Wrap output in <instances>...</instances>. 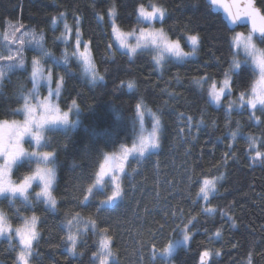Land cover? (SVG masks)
Instances as JSON below:
<instances>
[{"label": "trees", "instance_id": "1", "mask_svg": "<svg viewBox=\"0 0 264 264\" xmlns=\"http://www.w3.org/2000/svg\"><path fill=\"white\" fill-rule=\"evenodd\" d=\"M256 3L264 14V0ZM139 4L163 7L165 16L154 25L163 28L171 39L179 38L185 48L186 37L197 35V57L181 62L167 57L157 66L149 52L131 59L117 48L109 49V8H115L120 29L131 32L142 25L137 23ZM61 13L73 28L79 17L82 40L91 42L98 80L88 78L70 51L67 65H53L51 59L47 61L51 66L45 63L54 79L63 77L58 105L69 112L70 119L67 128L46 130L39 149L54 153L53 196L57 207L52 209L37 201L35 192L39 189L35 187L27 202L0 197V212L12 228L20 226L25 218L37 217L38 236L29 264H92L104 228L113 241L115 264H154L152 245L156 244L159 251L174 235L176 225L192 217L191 239L176 248L169 258L171 264H198L204 250L220 252L213 255L211 264H248L249 255L252 264H264V163L253 162L248 149L249 136L264 141V114L256 112L260 117L257 123L250 119L247 107H215L208 101L206 85L201 88L195 83L202 76L223 79L234 58L233 34L247 29L230 30L206 0H0V39L9 24H22L42 34L45 49L59 58L64 51L57 39L63 31ZM100 16L104 19H98ZM53 17L57 18L56 25L52 24ZM34 54L27 49L28 57ZM232 80L234 95L248 92L254 81L253 70L241 65ZM129 81L135 83L132 90L127 87ZM25 96L29 103L34 101L29 68L6 72L0 78V121H23L24 114L17 110L23 107ZM140 102L147 117L150 109L160 118L159 148L142 159L129 160L122 173V196L115 204L97 212L102 199L97 196L82 206L85 190L103 157L119 153L122 144L131 147L137 139L136 105ZM188 117L192 118L190 131ZM237 129L233 140L231 133ZM258 147L264 151V146ZM26 148L32 150L28 143ZM35 167L34 161H20L12 170L13 181L19 182ZM213 176L222 179L210 197L217 211L207 215L201 211L204 202L197 192L200 180ZM222 211L227 216L222 217ZM77 214L81 228L84 221L94 219L97 229L80 235L76 254L72 255L67 220ZM217 229L221 232L218 238L213 235ZM72 230L76 232L77 228ZM19 250L14 240L0 239V263L17 264ZM155 264L167 261L158 256Z\"/></svg>", "mask_w": 264, "mask_h": 264}, {"label": "snow or ice", "instance_id": "2", "mask_svg": "<svg viewBox=\"0 0 264 264\" xmlns=\"http://www.w3.org/2000/svg\"><path fill=\"white\" fill-rule=\"evenodd\" d=\"M209 4L213 7L222 8L226 14L227 20L232 25L248 23L251 25L249 34L245 37L242 33L236 32L232 37L231 47L235 49L234 58L228 71L224 73L222 80H212L208 76H202L195 80L198 87L203 88L205 84L207 87L208 101L212 104L219 106L222 102V98H226L232 94L233 80L232 76L239 73L241 68V61L236 59L239 54V50L242 48L245 56L244 63H250L253 66V76L256 77L253 83L250 85V92L241 91L239 93L238 101L229 100L228 108L231 110L237 103L241 108L247 107L251 110L250 119H255L257 123L260 122V117L256 116V112L264 114V48H258L254 42V38L259 43L264 44V14L260 9L254 6V0H208ZM233 8L236 9L233 12ZM137 23L147 25L139 28L137 35L136 29L131 32H124L120 29L119 25L115 21V8L111 7L108 10V18L111 21V42L108 45L109 49L117 48L124 52L130 58L137 54L138 49L151 48L155 50L153 59L157 66L167 57H173L177 61H183L189 56L193 55L199 37L197 35L187 36V42L191 46L190 52H185L181 46L180 39H170L168 34L161 29L152 28V22L154 20H162L165 16V9L157 4H151L150 7H145L143 4H139L136 8ZM64 16L63 13L60 14ZM98 19H104L103 16ZM259 21V27H258ZM52 24H57V18L53 17ZM23 25L13 26L9 24L8 30L3 34L0 39V78H2L6 72H12L16 68H25L24 51L25 46L34 43L38 55L34 56L31 61L30 78L33 84V91L43 81L48 85L49 92L48 97L44 99L41 104L33 106L29 103V98L24 97V105L18 112L24 114V119L20 121L8 120L0 121V197L6 199L22 198L25 202L28 201L30 190L34 187L39 190L35 192L37 201H42L46 205H50L52 209L57 207V201L53 196L54 185L56 182V164L54 153L51 151H26L22 146L25 137H31L35 141L37 148L41 142V129L45 124H63L68 125L69 112L60 113V109L55 105L49 103L50 98L58 96L60 94L61 87L63 85V77H59L53 80L52 69H47V75H45V68L43 61L51 59L53 65L63 63L65 65L69 62V51L71 57L76 59L79 64L82 65L83 70L88 73L93 79L96 78L95 64L92 60V53L90 48V41L82 40V34L80 30L79 17L75 20V27L73 28L67 22L64 23L63 31L60 36L57 37L64 45V51L61 57L56 58L50 51L45 49L43 41L44 37L41 34L36 36L35 32H29L26 29L22 31ZM17 33H20L17 36ZM74 33V37H73ZM130 38H135V43L131 42ZM15 45V47H13ZM6 50V51H5ZM103 79V77H100ZM210 81V82H209ZM55 83V88H52ZM129 90L135 87L133 81L127 83ZM76 102L73 101V106ZM38 107H43L48 113L47 116H41L36 118L35 113ZM52 113H56L53 115ZM148 115L151 116L152 125L151 131L145 134V110L142 102L136 105V119L139 121V135L137 139L132 143L131 147L121 145V154L118 157L112 155H105L103 162L99 164L98 171L94 173V178L90 181V186L85 190L83 200L80 202L82 206H87L89 202L97 196L102 197L97 207V212L112 206L122 196V173H124V162L132 159H142L146 153L150 150L158 149L160 146V135L162 132V126L160 118L157 114L152 113L150 109L147 110ZM202 124L203 121L201 120ZM135 124V122H134ZM7 126L8 136L7 141L3 134V130ZM187 126L189 131L192 126V118H187ZM237 131L231 133V138L234 140ZM258 145L264 146V141H258L256 138L248 137V149L250 153V159L260 161L264 163V151H261ZM22 159H28L29 161H35L36 167L34 171L24 175L19 182H13L10 178V173L13 166ZM113 159L118 160V163L113 166L110 161ZM222 176H213L211 178L205 177L199 182V189L197 197L203 202L201 211L207 215L214 214L217 209L211 206L210 197L216 192V183ZM221 216H227L226 212H221ZM231 217L228 220L231 221ZM81 217L76 216L67 220L68 235L67 240L69 242V253L76 254L77 241L80 235L91 229L95 233L97 224L94 219H89L83 222L81 228L78 222ZM195 217H192L184 224H177L173 229L174 235L169 238L167 244H165L159 251H157L156 244L152 245L153 261L154 264L157 261L158 256H162L167 261V264H171L170 257L175 252L176 248L180 245H187L191 239V226ZM37 217L33 215L31 218H25L23 223L12 228L6 215L0 212V236H7L11 241L17 239L19 241V253L16 257L17 264H29V257L33 247V242L37 239L38 233L36 231ZM77 228L76 232H73V227ZM235 226L233 222V227ZM14 231L15 236L11 233ZM220 229H217L213 234L215 237H220ZM180 238H176V237ZM155 239V238H154ZM112 238L108 235V229H101L100 235L97 241V250L93 253L92 264H115V255L112 250ZM213 255L219 256L220 252L213 253L210 250H204L200 253L198 264H211ZM248 264H252L251 255H249Z\"/></svg>", "mask_w": 264, "mask_h": 264}, {"label": "rangeland", "instance_id": "3", "mask_svg": "<svg viewBox=\"0 0 264 264\" xmlns=\"http://www.w3.org/2000/svg\"><path fill=\"white\" fill-rule=\"evenodd\" d=\"M145 7H150V6H145ZM61 21H62V23H63V26H64V23H65V20H64V17H61ZM162 20H159V19H157V20H154L153 22H152V28H154V29H161V27H158V26H156V25H154L155 24V22H161ZM111 22V21H110ZM11 25H13V26H19L20 24H11ZM9 26V25H8ZM8 26H7V29L6 30H8ZM142 26H147V25H145V24H142L141 25V27ZM23 30H25V28H23L22 29V31ZM27 31H29V32H33V31H31V30H28V29H26ZM123 31V30H122ZM137 31V35H138V33H139V30L137 29L136 30ZM124 32H129V31H124ZM238 32V31H237ZM236 33V32H235ZM235 33L233 34V36L235 35ZM239 33H242L243 34V36H247L248 34H249V32H245V31H239ZM36 34V33H35ZM20 35V33H17V36H19ZM36 36L37 37H39L40 35H37L36 34ZM73 36H74V33H73ZM170 38V37H169ZM131 39V42L132 43H135V38H130ZM171 39V38H170ZM254 42L256 43V45H257V47L258 48H264V45H262L261 43H259V41L257 40V39H255L254 38ZM186 45H187V47L185 48L184 47V45L181 43V46H182V48H183V50L185 51V52H190L191 51V46H190V44H188V42H187V37H186ZM13 47H15V45H13ZM198 48H199V40H198V44H197V47H196V50H195V52H194V54L193 55H191V56H189L188 58H186L185 60H183V61H186V60H192V59H195L196 57H197V55H198ZM27 49H31L33 52H35V54L34 55H32V57H28L27 56ZM6 51V50H5ZM236 51V50H235ZM140 52H149V53H151L153 56L156 54L155 53V50H153V49H151V48H148V49H138L137 50V54L138 53H140ZM24 59H25V66L26 67H28L29 68V71L31 72V61H32V59L34 58V56H36V55H38V50H37V48H36V46H35V44L34 43H32V44H28V45H26L25 46V51H24ZM136 55H134V56H132L131 57V59L132 58H134ZM129 57V56H128ZM60 58V57H59ZM58 58V59H59ZM130 58V57H129ZM172 59H174V60H176L175 58H173V57H171ZM236 59H238V60H240L241 61V65H247V66H249L252 70H253V66L250 64V63H244V60H245V56H244V52H243V49L241 48L240 50H239V54L236 56ZM49 59H46V60H44L43 61V66H44V68H45V75H47V69H49V67L45 64V63H47V61H48ZM177 61V60H176ZM179 62H181V61H179ZM0 63H6V62H0ZM49 66H51L49 63H47ZM60 64H63V63H60ZM29 65V66H28ZM96 71V70H95ZM85 72V71H84ZM85 74L88 76V78H90L91 80H93V81H97L98 80V75H96V78L95 79H93L88 73H86L85 72ZM97 74V73H96ZM254 79H256V77L254 76ZM53 80L55 81V79H54V76H53ZM215 80V79H214ZM222 80V79H221ZM217 81H220V80H217ZM206 86H205V88H206V90H207V87H208V84H205ZM52 88L54 89L55 88V83H53V85H52ZM61 91V90H60ZM48 92H49V88H48V85L45 83V82H41L38 86H37V88L35 89V91H33V93H34V101L33 102H31L30 104L31 105H33V106H36V105H38V104H41L43 101H44V99L46 98V97H48ZM248 92H250V90L248 91ZM60 95V94H59ZM59 95L58 96H54V97H52V98H50V100H49V103L50 104H52V105H55L56 107H58L59 109H60V107H59V105H58V98H59ZM206 95H207V92H206ZM238 97H239V95H234L233 93L230 95V96H227L226 98H222V102H221V104L219 105V106H217V105H215V104H212L213 106H215V107H220V106H224V107H226L227 109H229L228 108V102H229V100H232V101H238ZM208 98V97H207ZM246 107V106H245ZM244 108V107H243ZM240 109H242L241 108V106H240V104L239 103H237V104H235L234 106H233V108H232V110H240ZM251 111V110H250ZM60 113L62 114L63 113V111L60 109ZM53 115H56V113H52ZM48 115V113L44 110V108L43 107H38L37 108V110H36V113H35V116H36V118L37 119H39L41 116H47ZM146 119H149L150 120V122L149 123H146L145 122V125H144V127H145V134H147V132H149V131H151V125H152V119H151V117L149 116V117H147L146 115H145V121H146ZM69 121H70V119H69ZM22 122V121H21ZM70 125V123L68 124V125H63V124H60V123H57V124H45L43 127H42V129H41V142H40V146H39V148H37L36 147V145H35V141H33L32 139H31V137H25V139H24V142H23V144H22V146L25 148V150L26 151H32V150H38L39 151V149H40V147H42L43 146V142H44V133H45V131L46 130H48V129H52V128H67L68 126ZM149 125V126H148ZM8 128H7V126H5V128H4V130H3V134H4V136H5V140L7 141V136H8ZM27 143L30 145V147H32V150H29V149H27L26 148V145H27ZM151 151H153V150H150V152ZM121 154V151L119 152V153H117V154H115V155H112L113 157H118L119 155ZM147 154V153H146ZM131 159V157L129 158V160ZM22 160H24V159H22ZM21 160V161H22ZM129 160L128 161H125L124 162V168H126V164L129 162ZM34 161V160H33ZM20 161H18L17 163H19ZM35 162V161H34ZM0 163H2V160H0ZM16 163V164H17ZM110 163L113 165V166H115V164H117L118 163V160H116V159H113L112 161H110ZM15 164V165H16ZM14 165V166H15ZM14 166H13V168H14ZM13 170V169H12ZM11 173H12V171H11ZM11 173H10V178H11V180L13 181V179H12V176H11ZM122 175V174H121ZM14 182V181H13ZM19 198V197H18ZM13 229H15V228H13ZM11 235L14 237L15 236V233H14V231L11 233ZM0 239H7V240H9L8 238H7V236H0ZM15 241L16 243H17V245H18V247H19V241L17 240V239H12L11 241ZM30 258V257H29ZM0 264H3V263H0Z\"/></svg>", "mask_w": 264, "mask_h": 264}, {"label": "water", "instance_id": "4", "mask_svg": "<svg viewBox=\"0 0 264 264\" xmlns=\"http://www.w3.org/2000/svg\"><path fill=\"white\" fill-rule=\"evenodd\" d=\"M208 5L210 6L211 8V11L216 14V15H219L221 18H222V21L226 24V26L230 29V30H236V29H241V28H246L248 32H250L251 30V25L248 24V23H243V24H237V25H232L226 18V14L224 13L223 9L222 8H219V7H213L209 4L208 0H206ZM227 2V0H226ZM241 2H243V0H241ZM254 6L257 8V9H260L258 6H257V3H256V0H254ZM261 10V9H260ZM236 9L233 8V12H235ZM261 13L263 14L262 10H261ZM258 27H259V21H258Z\"/></svg>", "mask_w": 264, "mask_h": 264}]
</instances>
